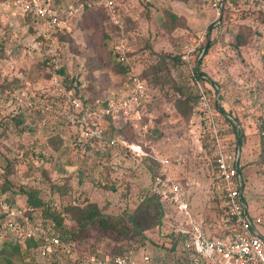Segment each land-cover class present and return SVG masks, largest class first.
<instances>
[{"label":"rangeland","instance_id":"374dc122","mask_svg":"<svg viewBox=\"0 0 264 264\" xmlns=\"http://www.w3.org/2000/svg\"><path fill=\"white\" fill-rule=\"evenodd\" d=\"M54 5L67 12L65 30L72 36L59 42L62 52L54 64L77 77L86 96L121 93L134 75L148 82L151 97L143 121L134 129L124 118H114L107 132L122 135L120 128L130 126L127 138L148 154L118 146L99 154L100 146L88 143L78 156L71 146L73 157L59 152L58 140L45 130L56 120L44 109L56 96L44 63L47 56L51 62L50 54L12 2L0 0V187L7 196L24 202L33 195L45 202L78 252L132 251L140 263L149 255L152 264H174L182 249L171 250L169 238L182 217L171 204L147 199L151 177L160 171L161 159L169 158L168 173L185 189L197 220L207 231L223 235L226 229L218 220L224 201L201 132L203 107L193 84L201 61L204 77L220 85L219 96L209 93L212 101L233 112L243 127L244 195L249 214L264 215V0H122V26H115L93 0H54ZM169 12L180 20L172 22ZM121 33L128 73L117 71L110 51ZM237 34L244 36L242 44ZM49 69L52 75L53 66ZM27 100L40 102L44 112L26 120L28 128L21 131L25 123L12 116L24 110ZM35 215L46 217L42 210ZM2 242L0 237V247ZM56 253L58 259H71ZM6 257L0 264H8ZM53 259L41 247L21 245L12 264H51Z\"/></svg>","mask_w":264,"mask_h":264},{"label":"built area","instance_id":"2783aa9c","mask_svg":"<svg viewBox=\"0 0 264 264\" xmlns=\"http://www.w3.org/2000/svg\"><path fill=\"white\" fill-rule=\"evenodd\" d=\"M24 14L42 23L40 32L47 52L53 63L51 85L56 95L55 103L46 108L37 100H27L29 108L57 112L73 129L70 135L72 151L75 155L84 153L90 140L107 139L112 146H118L133 154H148L140 143L133 142L121 134L107 136L108 118L125 119L131 125L141 123L147 115V102L150 99L148 82L137 75L132 76L129 91L122 97L93 96L90 98L75 94L67 88L61 79L58 66L55 65L60 55L61 44L58 35L65 32L66 20L54 6L53 0H10ZM122 0H98L115 26H122ZM217 8L221 6L215 2ZM126 37H121L113 46L122 62H127L125 52ZM193 84L198 88L199 101L203 111L209 118L210 129L214 138V147L210 160L216 164L213 172L225 198V212L218 225L228 231L226 236L216 235L205 229L204 223L198 221L193 213L191 201L180 182L172 178L167 170L169 158L161 159V168L150 184V191L164 203L171 204L182 217L174 231L182 234L181 248L188 257V264H264V215L252 217L248 211V203L244 195V178L240 170L241 149L233 142L235 139L225 134L223 116L212 101L207 88L193 72ZM219 96L220 87L215 86ZM147 127V124H145ZM23 156V154L21 155ZM1 175V172H0ZM0 230L10 232L21 238H37L41 241L43 253L54 250L71 258L61 260L60 264H152L146 255L144 262H137L132 251L116 255L90 254L78 252L71 243H63L58 236L50 233V226L45 217H37L26 200L13 202L0 187ZM31 212V213H30ZM222 221V222H221ZM217 224V223H216Z\"/></svg>","mask_w":264,"mask_h":264},{"label":"trees","instance_id":"16d2710c","mask_svg":"<svg viewBox=\"0 0 264 264\" xmlns=\"http://www.w3.org/2000/svg\"><path fill=\"white\" fill-rule=\"evenodd\" d=\"M54 1V0H53ZM93 3L97 4L98 0H93ZM91 3H89L90 5ZM99 5V4H98ZM55 6V5H54ZM100 6V5H99ZM101 7V6H100ZM105 10V9H104ZM106 11V10H105ZM20 13V18L22 19L23 22L25 23H30L31 25H29V29H32L33 27V33L37 35V40L41 41L42 40V36L40 34L41 30H42V23L36 19H32V17L29 14H24V13ZM60 17L62 19H65V14H67V12H60ZM260 17H262V21H264V12L260 13ZM169 17L170 20L173 21H177L180 20L179 17L174 14L169 12ZM122 21V20H121ZM33 22V23H31ZM38 27V31L37 28ZM66 29V28H65ZM38 33V34H37ZM71 31L67 28V30H65L64 33H61L58 35V41L63 44H65L66 42H68L70 39H72L71 36ZM237 38V43L238 44H242L244 41V36L242 34H237L236 36ZM112 44V43H111ZM61 45V46H62ZM110 51L112 53H114L116 55V59H117V63L115 64L117 67V71L121 72V73H128L129 72V64L122 62L119 60L118 58V54H116L113 50V44L110 45ZM45 65L47 66L48 70H47V74L48 76L51 78V70L49 68H51V66H53V64H51L50 62V58L49 56H47L44 60ZM200 64L201 61L198 62L197 67L195 68V73L196 75L204 82L205 87L207 88L208 93L214 92L217 93V89H216V85L220 86L218 83L213 82L212 80H210L207 77H204V73H202L200 71ZM59 72L61 75V79L63 84L69 88L72 89L74 91L75 94H80L82 97L86 96V92L85 90L82 88L81 84H79V81L77 80V77H74L73 75L70 74V72L66 69L65 66H61L59 67ZM142 79H144L146 81L145 78L142 77ZM131 86V79L128 80V83L126 85H124L122 87V92H116L115 94H109L108 97H113L115 96L116 98L122 97L124 94H126ZM96 96H100V95H96ZM87 98L93 97V96H86ZM56 100V98H55ZM55 100H52V103H55ZM24 110L22 109L20 112H16L12 118L13 120H15L18 124H23L25 123L26 120L28 119H34L36 117H38L41 113L44 112V110H32L31 108L24 106ZM218 109L221 112V115L223 116V126L225 128V134L229 137H232V139H235L233 142L235 143L236 147L240 146L241 149V158H240V162H242L240 164V170L243 174V178H244V184L246 185V174H245V166H246V162H244V158H245V153H244V137H243V127L240 125V122L237 120V117L235 116V114L233 112H226L224 110V108H222V106H220V104H218ZM48 113V112H47ZM55 118V124H51L48 123L45 124V130L50 133V135H52L53 137H55L58 140V144H59V152L64 155V157H73V153L70 150V135L74 134V129L65 121L61 118V116L57 113V112H53L51 113ZM201 114V124H202V135H203V139L205 140V145L207 146V150L209 152V154H211L213 147H214V138L210 129V121L208 116L206 115V113L203 111L200 113ZM108 120H110L111 122L113 121V116L111 114H109L107 116ZM28 122H26L24 124V126L21 128V131H25V127L28 128L27 125ZM58 124H61L60 126ZM59 128H58V127ZM127 127H123L120 128V131L122 133L123 136L127 137L128 135H126V132H131L132 128L128 125H125ZM133 128L135 129L136 125H132ZM109 129V127H108ZM118 129V128H117ZM67 134L69 136H67ZM70 144H69V143ZM89 145H99L100 149H98V153L99 154H104V153H108L112 150V148H115V146H112L109 144V141L107 139H103V140H90L88 142ZM25 156H27V151L26 153L24 152ZM80 155V154H79ZM78 156V155H77ZM28 157V156H27ZM211 167L213 169V171H216V164L214 162L211 161ZM0 172L1 175L3 174V168L2 166H0ZM159 173L156 172L152 177H151V181L152 182L155 178V176ZM215 181L217 182V180L215 179ZM3 190L4 186H2ZM220 189V187H219ZM6 191V190H5ZM220 193L222 195L223 198V213L225 212V208H226V204H225V198L223 196L222 190L220 189ZM148 200H156L157 203L160 206H165L164 202H162L160 200V198L150 192V196H147ZM13 202H15L14 198L12 197L11 199ZM27 204L33 208V211H44L45 212V216L46 218L50 221H52V226H50V233L52 235L58 236L60 238V240L63 243H71L70 241L72 240L71 235H68L67 233L64 232V230H62L59 226L58 220L56 219V217L51 213L49 206H47V204L45 202H43L41 199L33 196V195H28L27 200H26ZM161 208V207H160ZM31 213V212H30ZM131 216V215H130ZM0 217H3V212L0 209ZM135 217V216H134ZM133 219V217H131ZM139 221V220H138ZM51 224V222H50ZM227 230H225V233L221 236H226L227 234ZM0 237H2L3 242H2V246L0 247V258L4 255H6V262H8V264H12V259L16 257L17 255V250L18 248H20L21 245H29L30 247H36V248H40L41 247V241L37 238H21L17 235H14L10 232H5L3 230H0ZM170 241H171V246L170 249L171 250H176L178 249L179 246H181L182 243V239L183 236L182 234H177L174 230L171 232L170 235ZM182 249V248H181ZM57 251L54 250L51 252V254L54 255L55 259L52 260L51 264H60L59 263V259L57 258ZM90 254H97V255H104V254H112V255H116L119 253H122V251H117V252H108V253H103V252H88ZM57 256V257H56ZM26 256H20L21 259H24ZM174 264H188V257L185 254V251H183V249L180 252V255L177 256V259L175 261Z\"/></svg>","mask_w":264,"mask_h":264},{"label":"crops","instance_id":"0c3cea01","mask_svg":"<svg viewBox=\"0 0 264 264\" xmlns=\"http://www.w3.org/2000/svg\"><path fill=\"white\" fill-rule=\"evenodd\" d=\"M193 213H194V211H193ZM194 215H195V213H194ZM195 217H196V215H195ZM196 219H197V217H196Z\"/></svg>","mask_w":264,"mask_h":264}]
</instances>
